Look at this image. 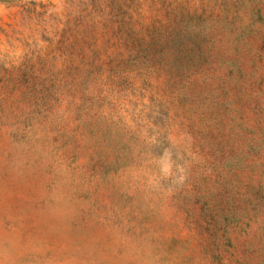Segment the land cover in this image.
<instances>
[{
	"label": "rangeland",
	"instance_id": "obj_1",
	"mask_svg": "<svg viewBox=\"0 0 264 264\" xmlns=\"http://www.w3.org/2000/svg\"><path fill=\"white\" fill-rule=\"evenodd\" d=\"M0 264H264V0H0Z\"/></svg>",
	"mask_w": 264,
	"mask_h": 264
}]
</instances>
